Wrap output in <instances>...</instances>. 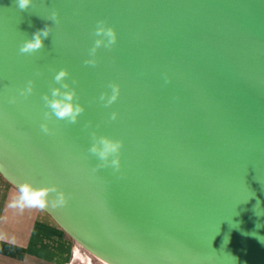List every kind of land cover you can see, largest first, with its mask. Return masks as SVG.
<instances>
[{"label":"water","instance_id":"obj_1","mask_svg":"<svg viewBox=\"0 0 264 264\" xmlns=\"http://www.w3.org/2000/svg\"><path fill=\"white\" fill-rule=\"evenodd\" d=\"M100 20L117 42L85 65ZM61 68L85 112L45 134ZM92 131L123 141L118 172L97 169ZM0 174L67 193L45 211L106 264H264V0H0Z\"/></svg>","mask_w":264,"mask_h":264},{"label":"clouds","instance_id":"obj_2","mask_svg":"<svg viewBox=\"0 0 264 264\" xmlns=\"http://www.w3.org/2000/svg\"><path fill=\"white\" fill-rule=\"evenodd\" d=\"M16 7L20 11H27L32 5V0H15ZM59 14L53 12L50 20L54 23L58 21ZM51 33V27L36 31L31 39H26L20 46V53L31 55L44 48V39ZM93 46L89 50V59L84 61L85 65L95 66L97 63L96 54L100 48L110 49L117 42V33L115 29L108 26L106 21L100 20L97 22L94 30ZM39 75V74H37ZM70 73L67 69L61 68L54 75V84L50 88V93H45L41 97L44 106L48 111L44 113V122L40 124L41 131L45 134H50L49 120L55 117L56 120L65 121L69 124H76L80 116L85 112V107L79 102L75 87L70 85L67 80ZM167 82V81H166ZM75 84V81H73ZM35 81L29 80L26 85L19 90L22 97L31 96L34 91ZM111 89V94L108 92L101 93L99 100L104 103L105 107L111 106L117 101L120 94V86L116 83L108 85ZM10 103H15V98L9 100ZM118 114L111 113L110 119H117ZM91 143L88 148L89 153L94 156L98 163L97 169L112 168L118 172L121 167V149L123 141L114 139L107 135L98 134L96 131L90 133ZM19 195L14 199L9 207L18 208L23 211L25 208L46 210L48 207L57 208L66 206L69 200V195L60 189L57 185L36 187L31 182L25 181L18 185ZM55 194L50 200L51 194Z\"/></svg>","mask_w":264,"mask_h":264},{"label":"crops","instance_id":"obj_3","mask_svg":"<svg viewBox=\"0 0 264 264\" xmlns=\"http://www.w3.org/2000/svg\"><path fill=\"white\" fill-rule=\"evenodd\" d=\"M18 195L0 174V264H71L75 241L45 210L9 207Z\"/></svg>","mask_w":264,"mask_h":264},{"label":"rangeland","instance_id":"obj_4","mask_svg":"<svg viewBox=\"0 0 264 264\" xmlns=\"http://www.w3.org/2000/svg\"><path fill=\"white\" fill-rule=\"evenodd\" d=\"M77 255L71 264H106L75 242Z\"/></svg>","mask_w":264,"mask_h":264}]
</instances>
